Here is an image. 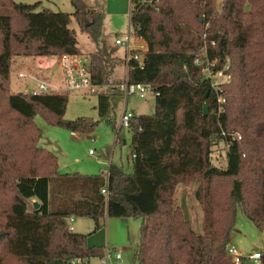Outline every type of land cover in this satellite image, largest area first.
<instances>
[{
    "label": "trees",
    "instance_id": "16d2710c",
    "mask_svg": "<svg viewBox=\"0 0 264 264\" xmlns=\"http://www.w3.org/2000/svg\"><path fill=\"white\" fill-rule=\"evenodd\" d=\"M70 1L72 13L40 8L41 0H0V264H88L102 257L103 248L87 246L88 234L69 229V217L91 218L93 231L105 218H140L135 264H234L227 246L237 208L264 231V0H160L157 10L135 2L129 22L147 51L141 62L129 61L128 81L153 87L154 112L129 121L132 172L110 163L107 178L59 173L57 157L39 147L36 113L71 131L95 125L63 117L67 95L9 91L15 56L81 54L72 18L96 44L87 56L93 83L110 84L120 59L98 44L104 13ZM204 45L215 68L230 61L221 113L194 62ZM114 96L98 94L100 116ZM219 142L226 146L223 167L211 161ZM192 181L199 184L201 233L174 196L178 184Z\"/></svg>",
    "mask_w": 264,
    "mask_h": 264
},
{
    "label": "rangeland",
    "instance_id": "374dc122",
    "mask_svg": "<svg viewBox=\"0 0 264 264\" xmlns=\"http://www.w3.org/2000/svg\"><path fill=\"white\" fill-rule=\"evenodd\" d=\"M24 3H34L38 0H17ZM40 8H48L52 11H63L72 13L74 7L70 0H41ZM87 6L94 7L104 13L102 33L98 42L99 46L106 45L114 48L113 56L120 59L118 66L110 78V84H116L126 74V66L123 61L122 48L116 47L113 43L116 37H124L129 25L131 0H82ZM222 0H217L218 4ZM75 30L78 46L82 55L88 56L95 52L96 44L86 33L80 31L77 23L72 18L70 24ZM131 28V27H130ZM132 29V28H131ZM93 52L89 53L90 50ZM24 56V55H23ZM23 56H15L11 62L10 69V92L27 93L35 81L27 78H19L18 71L31 70V58L27 56V65L20 64L19 60H24ZM25 71V72H26ZM46 80L55 87H62L60 73L57 67L42 72ZM109 84V85H110ZM109 91L108 87L97 88L85 94L72 91L61 92L68 97L64 118L74 120L77 118H89L95 122L89 130L85 132L74 131L54 125L36 113L33 122L39 128V147H44L57 157V171L59 173H80L84 175L99 174L106 171L108 165H122L125 172H132V161L130 152L131 131L127 127H120L121 115L125 110L132 111L136 115L152 114L154 112V96L146 98L136 96L124 97V94L114 88L115 96L110 101V107L104 116H100L97 108L98 94ZM93 154H90L89 151ZM226 146L219 142L212 147L211 161L217 166L225 165L224 154ZM197 181L180 183L176 186L174 193L176 202L183 209L186 218L190 221L193 230L201 233L202 229V209L195 199V191L198 187ZM72 231L88 234L86 244L89 247L104 246L115 247L120 250L121 264H135L134 253L139 240L140 218H105L100 229L94 230V221L89 217H79L73 219L71 223ZM230 244L242 255L250 254L254 251L264 252V231L256 228L244 215L240 206L237 208L234 230L231 235ZM9 264H19L15 260H9ZM76 264H79L76 262ZM88 264H100L98 257L90 258Z\"/></svg>",
    "mask_w": 264,
    "mask_h": 264
},
{
    "label": "built area",
    "instance_id": "2783aa9c",
    "mask_svg": "<svg viewBox=\"0 0 264 264\" xmlns=\"http://www.w3.org/2000/svg\"><path fill=\"white\" fill-rule=\"evenodd\" d=\"M138 2L140 6H153L156 10L159 8L158 3L160 0H133L131 1L130 14L135 9V2ZM130 25V22H129ZM131 27V26H130ZM128 28L124 37H116L114 45L122 48L123 61L126 66V74L122 80L116 84H110L106 87L109 91H113L117 88L124 94V97L136 96L138 98H146L149 95L154 96L155 92L150 84L144 83H131L128 81V69L129 61L133 58L142 61V55L147 51V43L143 37L134 34L131 28ZM205 37V34L203 35ZM214 45V42H211ZM31 70L27 72H18L19 78H27L28 80L35 81L36 84L32 86L31 90L27 92L30 95H44L50 93H62L64 91H72L76 93L85 94L89 91H95L97 88L105 86H99L94 84L89 69V59L82 54H60V55H36L30 57ZM29 59V58H27ZM217 59H210L207 53L206 46L204 45L197 53L195 57V64L201 66L202 76L207 81L209 88L215 93L214 106L216 107L217 113L224 111L225 98L220 93L222 86L227 84L231 80L230 61L228 58L224 61L221 68H215ZM57 67L60 73V80L62 87H55L50 84L43 75V71L51 70ZM132 111L124 109L121 115L120 127H128L129 121L133 116ZM71 135H75L74 131L70 132ZM234 138L240 139L241 135L237 132L232 134ZM90 154L93 152L90 150ZM105 178L108 176V167L104 172ZM101 193L107 195V190L104 188ZM73 221L72 217L67 218V224L70 230L72 226L69 223ZM227 251L230 254L234 264H262V254L259 251L251 252L247 255H242L237 249L228 244ZM100 264H121L122 257L120 250L115 247L104 246L103 256L99 258ZM79 263V261H72L73 264Z\"/></svg>",
    "mask_w": 264,
    "mask_h": 264
},
{
    "label": "crops",
    "instance_id": "0c3cea01",
    "mask_svg": "<svg viewBox=\"0 0 264 264\" xmlns=\"http://www.w3.org/2000/svg\"><path fill=\"white\" fill-rule=\"evenodd\" d=\"M114 44V43H113ZM77 47H78V49L80 50V48H79V46H78V43H77ZM94 51V49L93 50H90L89 51V53H91V52H93ZM80 52H81V50H80ZM81 54H84V53H82L81 52ZM24 57V56H23ZM24 60H19V62H20V64H21V66L22 65H25L24 63H26V65H27V56H25L24 58H23ZM13 65V64H12ZM12 65H11V67H12ZM26 68H27V66H26ZM26 68L23 70V71H18V72H25L26 71ZM116 68V67H115ZM27 72V71H26ZM122 80V79H121ZM50 83V82H49ZM50 84H52V83H50ZM120 165V164H119ZM74 219H76V218H74ZM232 235V234H231Z\"/></svg>",
    "mask_w": 264,
    "mask_h": 264
},
{
    "label": "water",
    "instance_id": "95a60500",
    "mask_svg": "<svg viewBox=\"0 0 264 264\" xmlns=\"http://www.w3.org/2000/svg\"><path fill=\"white\" fill-rule=\"evenodd\" d=\"M201 82H205V78H204L203 76L201 77ZM203 109H204V111H205L206 113H208V108H207L206 105L203 106ZM39 146H41V145H39ZM34 206H35V208H37V207H38V203L35 202V203H34Z\"/></svg>",
    "mask_w": 264,
    "mask_h": 264
}]
</instances>
